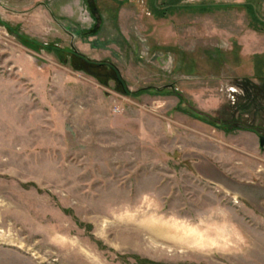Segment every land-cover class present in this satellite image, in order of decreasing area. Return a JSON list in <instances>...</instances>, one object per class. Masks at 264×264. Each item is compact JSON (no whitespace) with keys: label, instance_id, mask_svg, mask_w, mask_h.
Here are the masks:
<instances>
[{"label":"rangeland","instance_id":"obj_1","mask_svg":"<svg viewBox=\"0 0 264 264\" xmlns=\"http://www.w3.org/2000/svg\"><path fill=\"white\" fill-rule=\"evenodd\" d=\"M167 2L0 0L104 63L0 24V264H264V26Z\"/></svg>","mask_w":264,"mask_h":264},{"label":"trees","instance_id":"obj_2","mask_svg":"<svg viewBox=\"0 0 264 264\" xmlns=\"http://www.w3.org/2000/svg\"><path fill=\"white\" fill-rule=\"evenodd\" d=\"M181 0H168V2L166 3L165 7H163L162 9L157 7L155 8V10H157V14L159 16H164L167 11H170L172 9H181V8H185L186 10H208L210 9H220V8H230V7H235V8H239V9H243L249 19H250V24L252 26V28L254 30H257V26H264V20L261 19V17L258 15L257 9H256V1L255 0H246L243 3H234V4H216V5H211V6H206V5H178L180 3ZM0 24L5 27L7 29L8 32H10L11 34H13L17 40L20 42L21 45L27 47L28 49H31L35 52H39V51H45L47 53H51L53 55H55L58 59L61 60V62L64 61V59L66 58L67 55H71L74 56L76 58L82 59L85 62L89 63V64H96L98 66H103V62H94L89 60L88 58H86L85 56L81 55L80 53H78L74 48H70V49H64L61 48L59 46H57L54 43H42L38 40L29 38L27 35L20 33L18 31V29L16 28H12L10 27L8 24L3 23L2 21H0ZM109 67L113 70V72L115 73L118 81L122 84V86L124 87V93L127 95H131V96H135L137 94L135 93H131L126 89V86L124 84V81L121 79L118 71L114 68V65L109 64ZM194 118L204 121V119H202V117L200 115H193Z\"/></svg>","mask_w":264,"mask_h":264},{"label":"crops","instance_id":"obj_3","mask_svg":"<svg viewBox=\"0 0 264 264\" xmlns=\"http://www.w3.org/2000/svg\"><path fill=\"white\" fill-rule=\"evenodd\" d=\"M259 170V169H258ZM257 169H256V175H260L261 172H259ZM259 179V178H258ZM261 179V178H260ZM257 196H260V194L258 193ZM262 197V196H261Z\"/></svg>","mask_w":264,"mask_h":264},{"label":"water","instance_id":"obj_4","mask_svg":"<svg viewBox=\"0 0 264 264\" xmlns=\"http://www.w3.org/2000/svg\"><path fill=\"white\" fill-rule=\"evenodd\" d=\"M260 145H263V139L261 138V140H260Z\"/></svg>","mask_w":264,"mask_h":264},{"label":"built area","instance_id":"obj_5","mask_svg":"<svg viewBox=\"0 0 264 264\" xmlns=\"http://www.w3.org/2000/svg\"><path fill=\"white\" fill-rule=\"evenodd\" d=\"M233 99V98H232Z\"/></svg>","mask_w":264,"mask_h":264}]
</instances>
